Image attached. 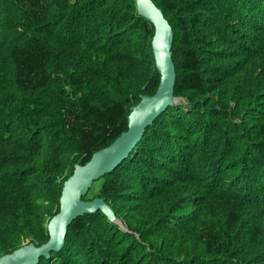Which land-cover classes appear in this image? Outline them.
Returning <instances> with one entry per match:
<instances>
[{
	"label": "trees",
	"instance_id": "trees-1",
	"mask_svg": "<svg viewBox=\"0 0 264 264\" xmlns=\"http://www.w3.org/2000/svg\"><path fill=\"white\" fill-rule=\"evenodd\" d=\"M152 1L178 102L82 198L119 223L76 218L38 264H264V0ZM152 35L134 0H0V256L47 241L63 182L155 92Z\"/></svg>",
	"mask_w": 264,
	"mask_h": 264
},
{
	"label": "water",
	"instance_id": "water-1",
	"mask_svg": "<svg viewBox=\"0 0 264 264\" xmlns=\"http://www.w3.org/2000/svg\"><path fill=\"white\" fill-rule=\"evenodd\" d=\"M137 14L153 26L151 49L159 81L152 95H142L130 108L127 130L108 146L94 152L83 165H76L63 182L58 200V212L47 224L48 239L36 246L29 243L0 256V264H38L40 258L48 259L51 252H59L65 242L67 227L76 218L100 211L114 223H119L111 206L102 198L82 199L93 182L111 173L139 142L147 127L168 107L178 102L173 94L175 67L172 61V28L162 11L152 0H134Z\"/></svg>",
	"mask_w": 264,
	"mask_h": 264
},
{
	"label": "rangeland",
	"instance_id": "rangeland-1",
	"mask_svg": "<svg viewBox=\"0 0 264 264\" xmlns=\"http://www.w3.org/2000/svg\"><path fill=\"white\" fill-rule=\"evenodd\" d=\"M209 30H211V29H207V32H209ZM205 33V36H209V33ZM229 49L228 48H226L225 46H223V48H221V51H222V53H224V56H226V57H228L227 56V54H229V53H227V54H225L227 51H228ZM238 59H235V58H233V59H230V60H227V61H224V65H227V64H229L230 62H233L234 60H237V61H239L240 59H239V57H237ZM207 60V59H206ZM232 60V61H231ZM218 62H216V63H213V62H208L207 64V66H214L215 64H217ZM215 75H217V73H210V72H208V73H206V72H203V76H215ZM218 78L219 79H221V84L222 85H226V84H232V83H230L231 81H226L225 79H224V77L222 76V75H219L218 74ZM221 85V86H222ZM201 98V97H200ZM200 174H202L201 172H200ZM96 186H97V184H96ZM97 192V187L96 188H94L93 189V191H91V193H90V195H87V198H89L88 200H91L90 198L92 197V195H94L95 193ZM189 208V207H188ZM48 221L46 220V221H44V227L45 226H47V223ZM122 227V229H124V230H126L123 226H121ZM29 243H36L35 241H32L31 240V237H27V238H24V239H22V243H21V246H23V245H26V244H29ZM82 259V258H81ZM249 260V262L252 260V258H249L248 259ZM82 261L83 260H79V261H77V263L76 264H81L82 263ZM247 263H248V261H246ZM251 263V262H250ZM249 263V264H250Z\"/></svg>",
	"mask_w": 264,
	"mask_h": 264
}]
</instances>
